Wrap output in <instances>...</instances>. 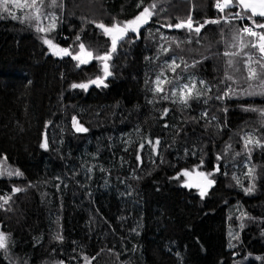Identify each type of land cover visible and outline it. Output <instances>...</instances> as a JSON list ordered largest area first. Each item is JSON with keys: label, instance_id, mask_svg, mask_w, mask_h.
<instances>
[{"label": "trees", "instance_id": "16d2710c", "mask_svg": "<svg viewBox=\"0 0 264 264\" xmlns=\"http://www.w3.org/2000/svg\"><path fill=\"white\" fill-rule=\"evenodd\" d=\"M57 3L51 36L73 52L83 43L94 56L111 46L95 23L131 20L151 4L156 15L118 45L107 87L86 91L71 85L103 78L99 61L77 67L71 56L51 53L33 21L0 18V160L23 173L0 179V195L11 196L0 208L9 237L0 264H86L84 257L90 264H264V147H245L248 136L264 145L263 116L245 110H264V95H225L248 88L243 54L223 53L239 50L226 49L225 40L251 22L229 15L225 24L224 15L241 10L220 13L216 0ZM189 14L196 23H221L199 35L162 26ZM173 58L175 72L167 67ZM228 59L241 71L233 73ZM161 73L171 83L156 93ZM193 81L202 94L185 106L172 92ZM73 117L88 131L77 132ZM156 139L153 151L146 141ZM197 168L214 173V185L189 182Z\"/></svg>", "mask_w": 264, "mask_h": 264}, {"label": "snow or ice", "instance_id": "6c2138e0", "mask_svg": "<svg viewBox=\"0 0 264 264\" xmlns=\"http://www.w3.org/2000/svg\"><path fill=\"white\" fill-rule=\"evenodd\" d=\"M51 6H61L58 5L57 0H50ZM143 3V0H141V4ZM9 5H15L19 9H33L34 15L30 16H22L20 17V22L24 23L27 21H35L36 22V31L39 33H49L52 30H54L57 27V21L60 19L59 17H56L54 14L45 13L42 11V7L45 5V0H0V10H3L4 12H9ZM140 5H138L139 7ZM231 7H238L241 11H237L235 13H229L222 17L223 22L225 24H231L232 20L229 19V15L232 16L233 19H247L251 22V26L245 25L242 28L236 29L233 34L230 37V40H225L226 49H239L238 51H231V50H225L223 55L225 57H237L241 56L243 54V65L244 69L243 71L246 72V75L242 77L244 83L248 85V88L244 89L241 93H236L235 89L229 87L228 92L225 93V95H264V31H257L256 29H264V23L258 22L257 17L264 19V0H216L215 8L220 13H225L226 9H229ZM156 8V4H151L147 7H144L143 10L136 15L133 19L127 20L124 22H117L112 24L111 26L105 25L103 23H95L94 21L92 23H95V26L102 30L103 34L110 39V50L106 51L103 55H93L92 51H88L83 43L79 44V52H77L75 55L68 49V48H61L59 45H56L53 43L51 39H48L47 36L43 38L44 44H46L53 55H63V56H71L72 59L78 61L77 67L83 64L89 63L92 59H96L102 62L103 64V72L104 77H97L95 80H91L88 83H80V84H72L71 87L73 89L80 88L83 90H87L89 87V84H96L97 86L103 85L104 87H107L106 84H104V79L108 76L112 75V73L109 71L110 65L108 61L112 59V55L117 51V47L122 42H126L127 39H129L128 34L131 32L133 34H136L137 37L139 36V31L142 27L149 24L152 20L153 16L156 15V13L153 11ZM250 13V15H249ZM9 14L12 16V19H17L18 17L15 14H12L9 12ZM50 19L51 23L47 26H41L40 21L41 19ZM220 24L221 19H212V20H205L203 23H196L193 20V17L191 14L188 15L187 20H181L175 24H167L162 25L164 27H168L169 29L175 28V29H187L189 32H195L197 35L201 33V29L204 28L207 24ZM223 31V30H222ZM244 37H248L250 39L245 40ZM80 38L77 37V40ZM162 47V50L167 53L168 49H165ZM183 62V61H182ZM228 68L233 69V73L241 71L239 68H235L233 65V60L228 59L226 61ZM185 66L187 67V64L185 63ZM192 66H195L194 64ZM167 67L175 72L177 68L180 67V64L176 63V59L173 58L171 64H168ZM163 73L157 76L155 84L156 87L154 89V92L156 93H162L164 92L163 84L165 83H171V81L161 80V76ZM225 79L227 81H233L234 75L233 74H227ZM201 85H204V81H200ZM210 90V89H209ZM201 92L196 89V84L193 81L191 84H184L181 86L178 90H174L172 92L173 97H177L178 95V102L181 104H184L185 106L188 105L189 99H199L201 96ZM164 99H169L168 96H164ZM217 99H222V97H217ZM177 100H173V103H176ZM246 111H259L261 116H264V110L255 109V108H249L245 109ZM168 112L167 109L164 110V114L166 115ZM202 115H207V113H203ZM215 119V117H213ZM73 127L77 132H87L88 129L85 128L83 125L79 124V122L76 120L75 117H73ZM146 143L152 147L153 151H156L158 149V146L160 144V140L156 139L155 141L147 140ZM250 144H256L258 146L264 147V145L260 144L259 140H254L252 136H248L245 139V147H247ZM42 148L47 149L48 142H47V136L45 134L44 142L41 144ZM145 143H141L139 145L140 149H144ZM137 159L139 160L140 157L138 156ZM218 170V169H217ZM8 175V176H22L23 173H21L19 170H10L6 173L3 171H0V176L2 175ZM252 174V170H249V175ZM183 175L188 176L190 173L188 171H185ZM199 176L204 177L207 179L208 176L211 175V173H198ZM208 185H211L214 183L212 180H207ZM191 186V185H189ZM21 188H13L12 192L13 194L18 193L22 191ZM252 191V188L245 189L246 193H250ZM201 197H203L206 193L204 190H201ZM11 200V196H3L0 195V201H3V203H0V208H3L4 205L8 204ZM243 227V225H241ZM231 235V233H230ZM57 240H62V236H57ZM8 240L9 237L3 233L0 232V249L7 248L8 246ZM231 246V245H230ZM92 259H95L93 257ZM84 260L86 264H90V260L88 257H84ZM60 264H63L61 261Z\"/></svg>", "mask_w": 264, "mask_h": 264}, {"label": "rangeland", "instance_id": "374dc122", "mask_svg": "<svg viewBox=\"0 0 264 264\" xmlns=\"http://www.w3.org/2000/svg\"><path fill=\"white\" fill-rule=\"evenodd\" d=\"M57 2H59V0H57ZM61 3L63 4V0H61ZM46 6L48 7V9L46 8ZM55 9V7H53V6H51V3H50V0H45V5L42 7V11H44L45 13H49V14H53L54 13V10ZM154 11V10H153ZM9 12L10 13H12V14H15L16 16H30V15H34V10L33 9H28V8H25V9H19V8H17L15 5H9ZM9 12H4L3 10H0V18H9V17H12L10 14H9ZM241 20V19H240ZM27 21V20H26ZM28 22H32V21H28ZM34 23H36L35 21H33ZM51 23V21H50V19H41V21H40V24H41V26H44V27H47L49 24ZM146 26V25H145ZM144 26V27H145ZM35 27H36V24H35ZM143 28V27H142ZM141 28V29H142ZM140 29V30H141ZM58 30V24H57V27L54 29V30H52L51 32H49V33H47V34H45V36H47V38L48 39H51L52 41H53V43L54 44H56V45H59L60 44V41H56V37H52L51 36V34L50 33H54V32H56ZM140 32V31H139ZM131 33V32H130ZM131 34H133V33H131ZM136 35V34H135ZM60 38L62 39V34H60ZM56 41V42H55ZM59 47H61V48H68L74 55L77 53V52H79V48H78V50L76 51V52H73V49H72V46H65L64 44L62 45V44H60L59 45ZM50 50V49H49ZM52 53V52H51ZM57 56V55H56ZM60 56H63V55H60ZM93 60H96V59H93ZM92 60V61H93ZM97 61H99V60H97ZM100 62V64L103 66V64H102V62L101 61H99ZM108 63H109V61H108ZM89 86H97L96 84H91V85H89ZM262 120H264V116L262 117ZM245 166H247L248 165V163L247 162H245V164H244ZM203 166H204V164H203ZM199 167V166H198ZM10 170H12V169H10L9 167H8V165L6 164V162L2 159V160H0V171H3V172H7V171H10ZM200 172H203L202 170H199L198 168L197 169H194L193 171H192V173L195 175V178L191 181V180H188L189 182H192V183H194V185H200L204 180H203V178L200 176L199 177V175H197L198 173H200ZM204 173V172H203ZM208 173H210V172H208ZM8 175H2V176H0V179H3L4 177H7ZM15 175H13V176H11V178H13ZM213 176H215V174L213 173H211V175L210 176H208L209 178H210V180L212 179L213 180ZM0 232H2L1 230H0Z\"/></svg>", "mask_w": 264, "mask_h": 264}, {"label": "water", "instance_id": "95a60500", "mask_svg": "<svg viewBox=\"0 0 264 264\" xmlns=\"http://www.w3.org/2000/svg\"><path fill=\"white\" fill-rule=\"evenodd\" d=\"M91 61H92V60H91ZM203 180H204V181L202 182V184H203V185H207V184H208V183H207V180H209L208 177H207V179H205V178L203 177Z\"/></svg>", "mask_w": 264, "mask_h": 264}, {"label": "built area", "instance_id": "2783aa9c", "mask_svg": "<svg viewBox=\"0 0 264 264\" xmlns=\"http://www.w3.org/2000/svg\"><path fill=\"white\" fill-rule=\"evenodd\" d=\"M244 20V19H243ZM245 25H248V26H251V23H244V25L243 26H245ZM257 31H261L260 29H256Z\"/></svg>", "mask_w": 264, "mask_h": 264}, {"label": "flooded vegetation", "instance_id": "af4514ba", "mask_svg": "<svg viewBox=\"0 0 264 264\" xmlns=\"http://www.w3.org/2000/svg\"><path fill=\"white\" fill-rule=\"evenodd\" d=\"M197 175H198V174H197ZM199 177H200V176H199ZM194 178H195V177H194ZM212 181H213V180H212ZM212 185H214V183H213V184H211V186H212ZM195 187L199 188V186H198V185H195Z\"/></svg>", "mask_w": 264, "mask_h": 264}]
</instances>
